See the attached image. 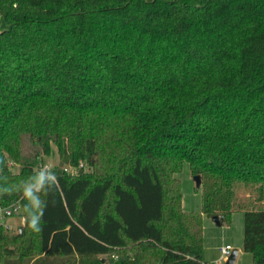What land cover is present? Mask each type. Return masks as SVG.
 Segmentation results:
<instances>
[{
	"label": "trees",
	"instance_id": "1",
	"mask_svg": "<svg viewBox=\"0 0 264 264\" xmlns=\"http://www.w3.org/2000/svg\"><path fill=\"white\" fill-rule=\"evenodd\" d=\"M0 15V207L25 216L0 223V264H206L203 215L237 209L264 264V0H0ZM53 145L92 170L52 169L35 231L22 186Z\"/></svg>",
	"mask_w": 264,
	"mask_h": 264
},
{
	"label": "rangeland",
	"instance_id": "2",
	"mask_svg": "<svg viewBox=\"0 0 264 264\" xmlns=\"http://www.w3.org/2000/svg\"><path fill=\"white\" fill-rule=\"evenodd\" d=\"M8 28V23L0 15V30ZM42 161L45 164H50L52 168L60 167L64 169L70 165H61L57 147L53 145V150L50 155H43ZM85 161V160H84ZM82 162L84 164L85 171H91L92 167L87 165L88 162ZM16 171H19L20 166H15ZM42 170V169H41ZM45 172V170H42ZM65 171V170H64ZM181 181V192H182V205L185 210L188 211H199L202 205V187L197 186V182L194 174L190 168V165L185 162L182 170L177 174ZM240 195H249L244 189H240ZM0 213V223H3L13 233L18 232L21 228L25 227V216L23 215L22 209L10 216H2ZM2 216V217H1ZM244 219L245 213L243 210L237 209L232 214L231 220H225L223 224H218L213 216L204 214L202 218L203 226V239H204V251L203 257L206 262L215 261L219 258V248L230 244L233 246V250L239 251L238 259L236 264H254L253 257L250 252L243 250L244 241ZM108 261L106 264H121L120 257H112L111 255H102ZM104 258V259H105ZM225 261H221L220 264H226Z\"/></svg>",
	"mask_w": 264,
	"mask_h": 264
},
{
	"label": "clouds",
	"instance_id": "3",
	"mask_svg": "<svg viewBox=\"0 0 264 264\" xmlns=\"http://www.w3.org/2000/svg\"><path fill=\"white\" fill-rule=\"evenodd\" d=\"M57 184L58 181L54 173L41 171L29 181L24 182L22 186V191L26 194L25 212L28 224L35 231L40 230L43 215L44 202L41 199V194L54 190Z\"/></svg>",
	"mask_w": 264,
	"mask_h": 264
},
{
	"label": "built area",
	"instance_id": "4",
	"mask_svg": "<svg viewBox=\"0 0 264 264\" xmlns=\"http://www.w3.org/2000/svg\"><path fill=\"white\" fill-rule=\"evenodd\" d=\"M84 164L81 162L80 165L78 166H69V167H65L64 170L69 172V173H73V174H77L79 173L81 167H83ZM42 170H45V172L51 171L52 172V166L50 164H43L42 165ZM20 209H22V205L20 201H15L12 204L5 206V207H0V213L2 212L3 215L2 216H10V215H14L15 213H17L18 211H20ZM1 216V217H2ZM233 252V246L230 244H227L223 247L220 248V255L219 258H217L215 261L212 262H207L206 264H220L221 261H227L230 257V255Z\"/></svg>",
	"mask_w": 264,
	"mask_h": 264
},
{
	"label": "water",
	"instance_id": "5",
	"mask_svg": "<svg viewBox=\"0 0 264 264\" xmlns=\"http://www.w3.org/2000/svg\"><path fill=\"white\" fill-rule=\"evenodd\" d=\"M195 179H196V182H197V186L200 187L201 186V176L200 175H195ZM213 219L218 223V224H221V221L219 219V217L217 215L213 216ZM23 231V228L20 229V232ZM237 255H238V250H234L232 252V254L230 255L229 259L227 260L226 264H234L235 261H236V258H237ZM105 261V259H103Z\"/></svg>",
	"mask_w": 264,
	"mask_h": 264
},
{
	"label": "crops",
	"instance_id": "6",
	"mask_svg": "<svg viewBox=\"0 0 264 264\" xmlns=\"http://www.w3.org/2000/svg\"><path fill=\"white\" fill-rule=\"evenodd\" d=\"M227 245V244H226ZM235 250V249H234ZM233 250V251H234ZM219 251H220V248H219ZM238 254H239V251H238ZM237 259H238V255H237V258H236V261H235V263L234 264H236L237 263Z\"/></svg>",
	"mask_w": 264,
	"mask_h": 264
}]
</instances>
